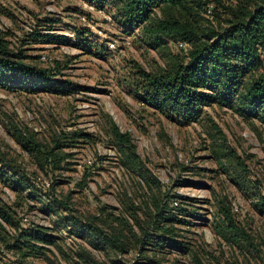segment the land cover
<instances>
[{"label": "rangeland", "instance_id": "1", "mask_svg": "<svg viewBox=\"0 0 264 264\" xmlns=\"http://www.w3.org/2000/svg\"><path fill=\"white\" fill-rule=\"evenodd\" d=\"M116 12L115 2L0 0V37L51 76L0 84V196L23 226L51 228L58 238L47 251L54 264H85L81 245L100 264H264V119L239 102H213L190 121L148 102L134 85L139 67L184 61L187 48L172 39L151 46ZM114 123L131 134V158L113 135ZM28 135L44 145L57 139L60 166L41 168L19 140ZM159 204L190 251L155 248L134 236L113 251L69 219L71 212L101 215L98 223L109 228L126 218L142 237L138 223L158 232L151 215ZM223 205L246 238L228 230ZM5 250L2 264H53Z\"/></svg>", "mask_w": 264, "mask_h": 264}, {"label": "trees", "instance_id": "2", "mask_svg": "<svg viewBox=\"0 0 264 264\" xmlns=\"http://www.w3.org/2000/svg\"><path fill=\"white\" fill-rule=\"evenodd\" d=\"M95 1L99 4L115 2L119 22L132 30L140 27L143 37L153 47H159L168 39L187 43L184 61L176 60L153 71L142 67L137 70L134 85L148 102L168 109L171 114L183 115L187 121L199 118L204 106L213 102L220 101L231 107L239 102L246 113L264 119V0ZM209 3L213 4L210 11L214 10L213 18L204 14ZM222 12L228 15L225 21L219 18ZM58 20L49 18L46 21L52 23ZM26 57L22 48L14 50L0 37L2 86L16 87L23 82L28 85L32 74L42 75L43 79L51 77L47 68H32ZM112 126L123 154L131 158L136 148L131 134L116 123ZM81 135L86 136L87 133L81 132ZM19 140L37 157L41 168L47 164L60 166L64 157L57 139L47 145L39 143L33 135ZM164 206L159 204L157 211L151 215L157 233L138 223L143 238L126 218L117 224L111 223L109 228L104 227V223L103 226L98 223V220H104L101 215L83 218L71 212L69 219L81 232L113 251L125 248L132 236L138 237L142 244H152L155 248L167 245L190 251L189 246L176 237V227L171 225L173 219L165 215ZM222 209L231 234L236 238H246V230L236 225L228 207L223 205ZM129 211L136 215L133 207ZM50 230L49 226L37 223L23 226L14 206L0 196L1 254L7 255L5 249L13 250L22 257L42 256L54 264L47 251H52L50 245L57 244L58 238ZM78 254L85 264H100L87 246L81 245Z\"/></svg>", "mask_w": 264, "mask_h": 264}, {"label": "built area", "instance_id": "3", "mask_svg": "<svg viewBox=\"0 0 264 264\" xmlns=\"http://www.w3.org/2000/svg\"><path fill=\"white\" fill-rule=\"evenodd\" d=\"M212 3H209L208 4V7H209V9H208V12H210L211 11V9H212ZM179 46H181V47H186L187 46V43L185 42V41H179Z\"/></svg>", "mask_w": 264, "mask_h": 264}]
</instances>
